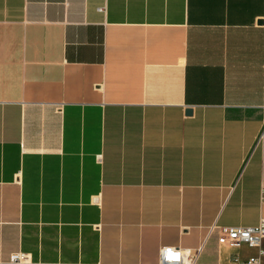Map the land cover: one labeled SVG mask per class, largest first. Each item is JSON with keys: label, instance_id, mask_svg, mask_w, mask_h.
Wrapping results in <instances>:
<instances>
[{"label": "crops", "instance_id": "0c3cea01", "mask_svg": "<svg viewBox=\"0 0 264 264\" xmlns=\"http://www.w3.org/2000/svg\"><path fill=\"white\" fill-rule=\"evenodd\" d=\"M262 186L264 0H0V264L245 260Z\"/></svg>", "mask_w": 264, "mask_h": 264}, {"label": "built area", "instance_id": "2783aa9c", "mask_svg": "<svg viewBox=\"0 0 264 264\" xmlns=\"http://www.w3.org/2000/svg\"><path fill=\"white\" fill-rule=\"evenodd\" d=\"M263 131L257 137L256 142L262 140ZM259 201L264 203V187L259 190ZM214 227H211L213 229ZM219 234L217 243L229 248H239L245 245L249 248L258 249L255 256H250L245 260L233 259L231 264H260L261 257L264 256V250L261 245L264 242V217H260L255 226L249 227H222L218 228ZM199 248L195 251L180 250L178 248L163 246L158 249L157 264H195ZM24 254L15 253L9 256L8 261L12 264L23 262Z\"/></svg>", "mask_w": 264, "mask_h": 264}, {"label": "water", "instance_id": "95a60500", "mask_svg": "<svg viewBox=\"0 0 264 264\" xmlns=\"http://www.w3.org/2000/svg\"><path fill=\"white\" fill-rule=\"evenodd\" d=\"M186 113H189V111H186Z\"/></svg>", "mask_w": 264, "mask_h": 264}]
</instances>
